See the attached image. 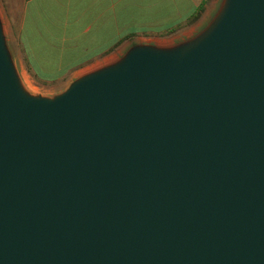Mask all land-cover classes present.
Masks as SVG:
<instances>
[{"label":"water","instance_id":"water-1","mask_svg":"<svg viewBox=\"0 0 264 264\" xmlns=\"http://www.w3.org/2000/svg\"><path fill=\"white\" fill-rule=\"evenodd\" d=\"M0 264H264V0L53 97L0 17Z\"/></svg>","mask_w":264,"mask_h":264},{"label":"crops","instance_id":"crops-1","mask_svg":"<svg viewBox=\"0 0 264 264\" xmlns=\"http://www.w3.org/2000/svg\"><path fill=\"white\" fill-rule=\"evenodd\" d=\"M14 5V0H11ZM25 69L39 81L64 79L131 38H189L210 20L207 0H17ZM198 14V19L190 23ZM14 53V10L10 17Z\"/></svg>","mask_w":264,"mask_h":264},{"label":"rangeland","instance_id":"rangeland-1","mask_svg":"<svg viewBox=\"0 0 264 264\" xmlns=\"http://www.w3.org/2000/svg\"><path fill=\"white\" fill-rule=\"evenodd\" d=\"M221 0H207L209 2V5H211V12H210V18L213 16V14L216 12L219 3ZM20 6V5H19ZM18 4L17 0H14V5L11 4V0H0V17L3 23L4 32L7 40V45L10 49V52L12 53L15 66L17 68V71L19 73V76L22 80V83L26 89V91L33 95V96H43V97H53L62 91H64L69 83L73 81L75 78L80 77L81 75L90 72L98 67H101L105 64L111 63L120 57L123 56L125 51L135 45V44H150V45H156V46H168L176 43L178 39L175 41H170L167 38L162 37H145L142 39H134L131 38V42L123 45H118L115 47V50L113 53L106 56L104 59L98 60V61H92L88 63L84 67H80L77 70L74 71V74L71 76H67L64 79H58L53 81H39L37 80L29 71V69H25L24 67V61H22L23 54L20 49L18 38H17V30H18ZM14 10V53H13V44H12V35L10 28V17L12 15V12ZM181 38H179V41Z\"/></svg>","mask_w":264,"mask_h":264},{"label":"trees","instance_id":"trees-1","mask_svg":"<svg viewBox=\"0 0 264 264\" xmlns=\"http://www.w3.org/2000/svg\"><path fill=\"white\" fill-rule=\"evenodd\" d=\"M197 19H198V14H196V15L193 17V19L190 21V23L195 22Z\"/></svg>","mask_w":264,"mask_h":264}]
</instances>
